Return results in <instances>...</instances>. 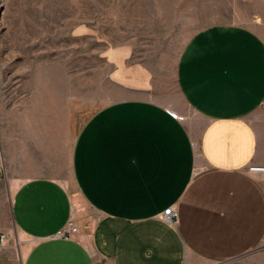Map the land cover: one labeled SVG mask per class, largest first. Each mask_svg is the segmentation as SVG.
<instances>
[{
    "label": "crops",
    "instance_id": "1",
    "mask_svg": "<svg viewBox=\"0 0 264 264\" xmlns=\"http://www.w3.org/2000/svg\"><path fill=\"white\" fill-rule=\"evenodd\" d=\"M177 80L187 111L142 94L107 102L80 128L72 168L98 215L90 241L57 235L75 215L63 182L8 177L0 229L14 225L20 264H264V179L250 170L264 166V37L244 24L205 27L185 45ZM119 82L153 87L144 68ZM169 207L177 218H163Z\"/></svg>",
    "mask_w": 264,
    "mask_h": 264
},
{
    "label": "rangeland",
    "instance_id": "2",
    "mask_svg": "<svg viewBox=\"0 0 264 264\" xmlns=\"http://www.w3.org/2000/svg\"><path fill=\"white\" fill-rule=\"evenodd\" d=\"M222 23L264 37V0H0V214L9 211L8 177L51 176L74 198L73 236L90 241L98 215L80 198L72 168L83 123L109 101L142 94L187 111L181 53L199 30ZM137 68L151 75L148 92L119 82ZM15 146L32 165H19ZM8 224L0 264H20L21 239Z\"/></svg>",
    "mask_w": 264,
    "mask_h": 264
},
{
    "label": "built area",
    "instance_id": "3",
    "mask_svg": "<svg viewBox=\"0 0 264 264\" xmlns=\"http://www.w3.org/2000/svg\"><path fill=\"white\" fill-rule=\"evenodd\" d=\"M0 154H1V151H0ZM250 170L261 173L262 178L264 179V166H261V165H252L250 167ZM3 173H4L3 168L0 166V177L3 176ZM177 217H178V212L175 210L174 207L167 208L165 210V212H164V215H163V218L165 220H173V219H175ZM72 224L73 223L70 220L69 221V224L65 228H63L62 230H60L57 235L59 237H63V238H71V237H73V232H75L77 230V228L75 226H73ZM5 237H7V234L4 233V232H0V247L2 245V240Z\"/></svg>",
    "mask_w": 264,
    "mask_h": 264
}]
</instances>
